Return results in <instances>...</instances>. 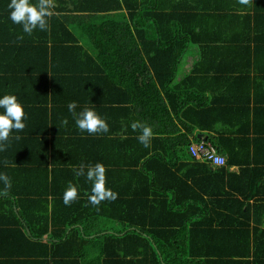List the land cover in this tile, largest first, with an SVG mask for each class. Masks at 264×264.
<instances>
[{"label": "trees", "instance_id": "1", "mask_svg": "<svg viewBox=\"0 0 264 264\" xmlns=\"http://www.w3.org/2000/svg\"><path fill=\"white\" fill-rule=\"evenodd\" d=\"M55 3L47 30L37 28L31 35L11 21L7 5L0 6V23L9 33L1 38L9 48L5 68L14 66L13 72H0V89L16 95L28 75L49 88V100L43 98L38 104L43 106L35 109L38 116L26 117V127L13 130L7 150L0 152V173L11 180L8 191L0 181V208L12 213L8 217V211L0 210V264H264V100L256 103L254 94L257 85L264 86V76L198 72V61L190 69L195 78L192 72H179L199 25L193 14L165 12L160 0ZM123 9L126 14L116 13ZM71 13L94 20L73 30ZM254 15L247 39L256 46L264 42L256 27L264 16ZM78 37L86 39L87 47ZM254 45L241 46L238 56L251 61L258 54ZM200 47L201 54L224 48ZM83 90L84 100L78 97ZM97 94L109 131L91 135L78 129L67 106L75 101L77 113L86 105L93 108L91 97ZM113 107L117 114L111 113ZM136 121L152 128L150 147L137 139L140 130L131 127ZM195 132L207 135L206 140ZM200 141L211 143L226 160L196 170L209 172L213 185L222 184L231 199L213 204L226 214L206 224L186 225L192 218L176 217L182 222L177 228L174 221H165L171 214L163 212L174 204L166 200L175 189L169 179L179 177L177 162L202 161L189 152V145ZM38 154L37 162L31 156ZM97 162L105 165L107 187L118 196L94 206L88 200L92 183L76 177L74 169ZM29 165L38 167V187L30 194L42 202L26 205L32 212L25 214L23 204L9 201L25 195L13 185L11 167L20 172ZM56 172L62 177L57 179ZM69 181L78 187V198L65 205Z\"/></svg>", "mask_w": 264, "mask_h": 264}, {"label": "crops", "instance_id": "2", "mask_svg": "<svg viewBox=\"0 0 264 264\" xmlns=\"http://www.w3.org/2000/svg\"><path fill=\"white\" fill-rule=\"evenodd\" d=\"M8 1V2H7ZM10 0H0L1 5H7ZM160 4L163 7L165 12H174L180 14H193L194 19L196 20L197 29L193 32V36L195 38L194 44H190L189 50L183 56V60L185 64H183L182 68L180 66L179 72H192L193 75H190L191 78H195L196 74L194 70H190L192 67H195V62L198 61L200 63V71L198 72H213V73H224V72H237L236 74H244L248 72L250 77H263L264 76V42L258 43L256 51L258 54L251 61H247L246 59H242L241 56H238V52L241 46H246L249 44L250 47L254 45L252 43L251 38L247 39V35L252 36V32L250 34V28L253 29L255 27L254 22L252 20V16L254 14H260L259 17L264 16V0H253L250 6L241 5L238 3V0H160ZM56 6V3H55ZM114 13V12H113ZM116 13L126 14V10H120ZM88 14V13H82ZM71 20L70 25L73 30L78 27L80 24L89 22L94 20L92 16H86L79 14H70ZM248 16V17H247ZM255 16V15H254ZM198 17L202 20H199ZM256 27L260 28V33H264V20L258 19V23ZM6 26L0 23V72H13L12 70L6 69L5 67H9V63L6 61L5 53L7 48L6 44H3V36L4 33H7ZM77 33V32H75ZM78 36V35H77ZM78 41L80 44H83L87 47L86 39L83 37H78ZM247 39V40H246ZM200 46H223L224 48L215 49L210 47V50H205L204 54L202 53L203 47ZM255 46V45H254ZM255 46V47H256ZM207 48V47H205ZM254 48V47H253ZM27 56V54H26ZM25 56V57H26ZM208 67H212L213 69L218 68L219 70L210 71ZM197 72V71H196ZM33 73V72H30ZM28 73V74H30ZM260 74V75H259ZM32 76V77H30ZM35 76L28 75V77H23L24 82L21 83V88H16L14 90V94H16L18 100L22 103L25 111V118H32L31 115H37L35 109L40 103H43V98H47L49 100V88L44 85V82L36 81V79H31ZM36 78V77H35ZM45 80L48 81L49 73L45 75ZM258 81H261L258 79ZM195 81L191 82L194 83ZM259 83V82H257ZM190 85V84H189ZM263 85H257L255 87V98L256 103H262L264 100V92L262 89ZM6 93L0 89V98L3 97ZM208 94V93H207ZM81 99H86L87 95L83 90V93L78 95ZM92 101L94 102L93 108L95 111L103 118L107 116V113H104L100 110V96L92 95ZM45 99V100H47ZM102 101V100H101ZM100 102L99 105H97ZM49 104V101H48ZM97 106V109L95 108ZM111 109L112 114H117V107H113ZM2 109H0L1 111ZM102 113L104 115H102ZM29 114V115H28ZM36 116V117H37ZM42 116V115H40ZM107 118V117H106ZM107 120V119H106ZM108 121V120H107ZM116 124V123H115ZM26 125V123H25ZM118 125V124H116ZM28 128H32L28 126ZM200 134V133H199ZM197 132L194 133L195 136L198 137ZM201 138L206 140L207 135L201 134ZM204 137V138H203ZM192 138V136H191ZM199 138V137H198ZM41 154V153H39ZM35 159V155L31 156L32 159L38 162V157ZM225 157V156H224ZM95 159V157H93ZM58 159L62 160V156H59ZM226 159V158H225ZM96 161H98L96 159ZM211 165L213 167H219L217 165L210 164L205 161H188V162H177L176 165L181 170L177 172L176 178H170L169 180L173 183L175 189L173 192L168 191L166 194V200H173V206L170 211L167 208L163 209V212L171 214V216L166 217L165 221L172 222L174 224H178L181 222L180 216H185L187 218H192L191 221L187 220L186 225H189L192 221L200 220L202 223H209L208 220H211L214 216H221L227 213V210L219 208L214 204V202H228V199H231V195L225 193L229 190L225 189V187L221 184V186H214L213 181L214 177L209 174L207 171H198L196 169L202 168V165ZM94 165V164H93ZM61 166V165H59ZM79 166V165H74ZM176 166V167H177ZM35 168V170H34ZM37 166H28L26 169L18 170L11 169L14 171L15 176L12 178L15 186L20 185L17 190H24V197H12L9 201L16 202L19 201L23 204L24 213H28L31 208L26 205H33L34 207L38 206V202H42L41 200H37L33 194H30L31 190L38 187V179H37ZM237 168L235 166H230L229 170L235 171ZM176 175V174H175ZM55 176L61 178V172H56ZM179 186V190L177 189ZM81 196L83 194L81 193ZM239 199H242L236 196ZM49 199V197H48ZM234 200V198H233ZM30 209V210H29ZM2 212L8 211L9 216L11 217V210L4 209ZM35 210V209H33ZM32 212V210H31ZM32 216V215H31ZM182 217V218H185ZM177 228L182 227V225H176ZM21 228H26L24 225ZM206 228V227H205ZM123 264L124 262H119L118 260H110V262L106 261H94L86 260L85 264ZM53 264H62V262L54 261ZM71 264H79L78 260H74Z\"/></svg>", "mask_w": 264, "mask_h": 264}, {"label": "clouds", "instance_id": "3", "mask_svg": "<svg viewBox=\"0 0 264 264\" xmlns=\"http://www.w3.org/2000/svg\"><path fill=\"white\" fill-rule=\"evenodd\" d=\"M253 0H238V3L250 6ZM55 0H10L8 8L10 9V19L14 24L22 25L24 33L31 35L37 28L47 30L48 18L54 13ZM23 39V36L18 37ZM68 110L72 114L75 124L81 132L88 134H102L109 131V125L105 118L101 117L94 108L87 105L80 112H76L77 103L75 101L68 104ZM0 152L6 151L8 141L13 130L20 132L26 127L25 111L22 103L16 95L5 94L0 98ZM67 124V119L62 121ZM133 131L140 130L137 139L145 147H150L153 138L152 128L141 122H133L131 125ZM14 139L19 140L16 136ZM7 164V161H5ZM76 177L86 176V179L92 183L91 194L88 197L89 202L94 206H99L102 201L115 200L118 196L111 188L107 187L106 167L103 163L97 162L94 165L81 164L79 168L74 169ZM0 181L4 184V191L11 188V180L5 173H0ZM78 198V187L71 181L64 191L63 201L65 205H70Z\"/></svg>", "mask_w": 264, "mask_h": 264}, {"label": "built area", "instance_id": "4", "mask_svg": "<svg viewBox=\"0 0 264 264\" xmlns=\"http://www.w3.org/2000/svg\"><path fill=\"white\" fill-rule=\"evenodd\" d=\"M189 152L193 158L221 166L225 164V157L218 153L216 148L209 142H193L189 145Z\"/></svg>", "mask_w": 264, "mask_h": 264}, {"label": "water", "instance_id": "5", "mask_svg": "<svg viewBox=\"0 0 264 264\" xmlns=\"http://www.w3.org/2000/svg\"><path fill=\"white\" fill-rule=\"evenodd\" d=\"M198 137L201 138V137H202L201 134H199ZM203 138H204V137H203Z\"/></svg>", "mask_w": 264, "mask_h": 264}, {"label": "rangeland", "instance_id": "6", "mask_svg": "<svg viewBox=\"0 0 264 264\" xmlns=\"http://www.w3.org/2000/svg\"><path fill=\"white\" fill-rule=\"evenodd\" d=\"M109 225H111V224H109ZM115 227L117 228V225H115Z\"/></svg>", "mask_w": 264, "mask_h": 264}]
</instances>
